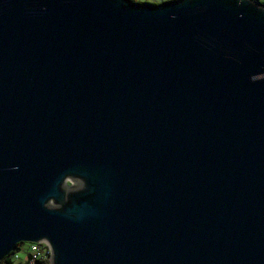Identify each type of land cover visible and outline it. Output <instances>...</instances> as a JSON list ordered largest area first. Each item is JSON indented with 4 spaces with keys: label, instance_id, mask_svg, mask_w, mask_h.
Returning <instances> with one entry per match:
<instances>
[{
    "label": "water",
    "instance_id": "1",
    "mask_svg": "<svg viewBox=\"0 0 264 264\" xmlns=\"http://www.w3.org/2000/svg\"><path fill=\"white\" fill-rule=\"evenodd\" d=\"M40 242L264 264V6L0 0V262Z\"/></svg>",
    "mask_w": 264,
    "mask_h": 264
},
{
    "label": "built area",
    "instance_id": "2",
    "mask_svg": "<svg viewBox=\"0 0 264 264\" xmlns=\"http://www.w3.org/2000/svg\"><path fill=\"white\" fill-rule=\"evenodd\" d=\"M38 260L49 262V250H42L41 242L35 243L34 247H28L24 257L28 264H34Z\"/></svg>",
    "mask_w": 264,
    "mask_h": 264
},
{
    "label": "trees",
    "instance_id": "3",
    "mask_svg": "<svg viewBox=\"0 0 264 264\" xmlns=\"http://www.w3.org/2000/svg\"><path fill=\"white\" fill-rule=\"evenodd\" d=\"M31 245L32 244H30L29 247H31ZM26 251H27V249L24 250L23 252H20V249L18 247L16 249V251L10 253L3 261L0 262V264H28L27 261H24V257H25ZM34 264H49V262L48 261H39L38 260Z\"/></svg>",
    "mask_w": 264,
    "mask_h": 264
},
{
    "label": "rangeland",
    "instance_id": "4",
    "mask_svg": "<svg viewBox=\"0 0 264 264\" xmlns=\"http://www.w3.org/2000/svg\"><path fill=\"white\" fill-rule=\"evenodd\" d=\"M130 1H132V2H134V3H139V4L146 3V4L158 5V4H162V3H164V2L172 1V0H130ZM256 1H257L259 4H261L262 6H264V0H256ZM72 185H74V184H72L70 181L67 182V186H68V187H71ZM18 246H19L20 252H23L24 250L27 249V247L30 246V244L28 245V244L24 243V244H20V245H18Z\"/></svg>",
    "mask_w": 264,
    "mask_h": 264
},
{
    "label": "bare ground",
    "instance_id": "5",
    "mask_svg": "<svg viewBox=\"0 0 264 264\" xmlns=\"http://www.w3.org/2000/svg\"><path fill=\"white\" fill-rule=\"evenodd\" d=\"M35 246V243H32V245H31V247H34ZM19 246H17V248H18ZM41 249L42 250H48V248H47V246H46V244L44 243V242H41Z\"/></svg>",
    "mask_w": 264,
    "mask_h": 264
}]
</instances>
